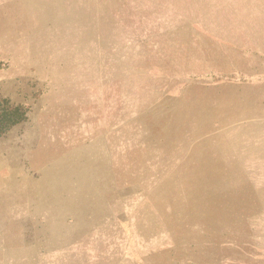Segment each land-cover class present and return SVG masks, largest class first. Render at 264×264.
<instances>
[{"label": "rangeland", "instance_id": "rangeland-1", "mask_svg": "<svg viewBox=\"0 0 264 264\" xmlns=\"http://www.w3.org/2000/svg\"><path fill=\"white\" fill-rule=\"evenodd\" d=\"M0 264H264V0H0Z\"/></svg>", "mask_w": 264, "mask_h": 264}, {"label": "trees", "instance_id": "trees-1", "mask_svg": "<svg viewBox=\"0 0 264 264\" xmlns=\"http://www.w3.org/2000/svg\"><path fill=\"white\" fill-rule=\"evenodd\" d=\"M4 122H9V123H11V124H14V123H16L17 121H16V119L14 118V117H10V119H8V121H5V120H3Z\"/></svg>", "mask_w": 264, "mask_h": 264}, {"label": "bare ground", "instance_id": "bare-ground-1", "mask_svg": "<svg viewBox=\"0 0 264 264\" xmlns=\"http://www.w3.org/2000/svg\"><path fill=\"white\" fill-rule=\"evenodd\" d=\"M251 177V176H250ZM245 202V201H244ZM212 209V208H211Z\"/></svg>", "mask_w": 264, "mask_h": 264}]
</instances>
